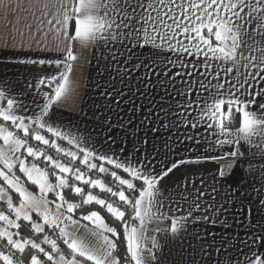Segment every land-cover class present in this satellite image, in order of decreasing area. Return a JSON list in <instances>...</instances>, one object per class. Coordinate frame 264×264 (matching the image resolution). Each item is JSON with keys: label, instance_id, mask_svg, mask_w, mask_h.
I'll return each instance as SVG.
<instances>
[{"label": "snow or ice", "instance_id": "snow-or-ice-1", "mask_svg": "<svg viewBox=\"0 0 264 264\" xmlns=\"http://www.w3.org/2000/svg\"><path fill=\"white\" fill-rule=\"evenodd\" d=\"M2 7L8 39L18 37L23 48L26 31L33 39L51 33L65 54L21 60L35 66L32 78L0 87V264H153L160 242L147 235L150 224L170 221L156 231L170 229L176 237L198 223L192 211L169 215V188L195 183L185 176L169 184L175 170L199 163L171 159L176 143L223 161L221 177L223 168L260 165L250 170L261 174V187L258 199L248 200L247 238L233 244L221 237L216 251L237 250L225 264H264V0H29V16L20 15L19 3ZM76 45L107 48V59L124 66L117 75L129 87L133 72L151 71L153 87L166 85L164 95L171 97L167 107L160 105L170 118L161 126L183 136L159 147L142 139L130 150L121 140L113 150L115 134L93 142L58 123V111L76 94ZM114 91L124 95L116 85L104 94Z\"/></svg>", "mask_w": 264, "mask_h": 264}, {"label": "crops", "instance_id": "crops-1", "mask_svg": "<svg viewBox=\"0 0 264 264\" xmlns=\"http://www.w3.org/2000/svg\"><path fill=\"white\" fill-rule=\"evenodd\" d=\"M5 3H10L13 8L19 3L23 6L20 15L29 16L24 12L29 0H0V87L7 84L18 87L17 82L30 80L35 74L33 72L35 66L21 64V60L63 59L65 53L63 46L59 49L53 46L51 33L47 37L37 34L33 39L32 33L26 31L23 48L19 47L18 37L15 41L8 39L2 15V5ZM25 23H33L32 31L35 32V23L31 18L26 19ZM74 51L79 57L74 63L71 76L76 94L72 102L58 111V123L63 121L65 127L71 128L82 137H90L93 142L103 143L107 137L115 134L117 142L113 144V150L121 146V140L130 150L133 142L139 146L142 139L154 141L159 147L164 141L173 144L174 138L178 135L183 136L182 131L177 133L176 129L169 130L161 126V121L168 124L170 118H166L160 105L164 103L167 107L171 97L164 95L166 85L153 87L157 78L146 67L132 73L135 79L129 87L117 75V67L124 66L107 59L109 57L107 48L85 50L76 45ZM44 70L51 73L54 69L45 65ZM146 77L152 78L147 85L143 83ZM113 85H116L117 91L122 90L124 95L120 96L114 91L112 97L106 96L104 92L112 90ZM113 99L119 101V104L109 103ZM106 117L107 121L115 125L111 130L108 122L105 121ZM130 117L131 123H129ZM141 120L145 121L144 124L140 123ZM150 121H154L155 125ZM121 124L124 127H119ZM154 127H159L160 131L157 133ZM100 143L96 144L98 148ZM65 146H67L66 142ZM106 149L107 144L102 150ZM218 154L219 152L216 151L212 153V155ZM181 158L192 161L199 158V163L180 165L169 184H180L185 176L195 183H189L186 189L169 188L172 201L169 215H186L192 211L198 223L188 226L182 235L176 237H173L170 229L167 234L157 231L156 238L160 245L154 249L156 260L153 264H209V262L217 264L218 261L220 264H225L228 257L237 254V250L229 246L224 249L227 254L222 255L221 252L216 251V248L221 244V237L231 240L233 244L247 238L246 233L253 214L249 212L252 205L248 200L251 199L254 203L258 199L256 193L261 187V174L250 175V170H255L260 165L242 164L231 170L223 168L225 175L221 177L219 172L223 161L204 159L199 157L196 149L185 148L183 144L176 143L173 145L171 159L178 161ZM178 191L180 195L177 194ZM165 203L169 201L166 199ZM196 204H199V208L195 207ZM205 216L215 223L204 221ZM151 225L160 229L169 228L170 221H154ZM213 240L215 243L210 249L208 244ZM240 248L243 249V244H240Z\"/></svg>", "mask_w": 264, "mask_h": 264}, {"label": "built area", "instance_id": "built-area-1", "mask_svg": "<svg viewBox=\"0 0 264 264\" xmlns=\"http://www.w3.org/2000/svg\"><path fill=\"white\" fill-rule=\"evenodd\" d=\"M98 191V190H97ZM100 195L101 196H103L104 194L103 193H100ZM156 227L155 226H153V225H149L148 226V229H147V235L149 236V237H152V236H156L157 235V231H156ZM145 255L147 256V253H145Z\"/></svg>", "mask_w": 264, "mask_h": 264}, {"label": "trees", "instance_id": "trees-1", "mask_svg": "<svg viewBox=\"0 0 264 264\" xmlns=\"http://www.w3.org/2000/svg\"><path fill=\"white\" fill-rule=\"evenodd\" d=\"M30 190H32V191H36V189L35 188H30ZM104 213L102 212V215H103Z\"/></svg>", "mask_w": 264, "mask_h": 264}]
</instances>
